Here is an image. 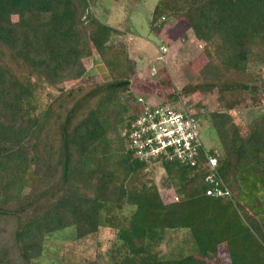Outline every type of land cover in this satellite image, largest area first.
<instances>
[{
    "label": "trees",
    "instance_id": "16d2710c",
    "mask_svg": "<svg viewBox=\"0 0 264 264\" xmlns=\"http://www.w3.org/2000/svg\"><path fill=\"white\" fill-rule=\"evenodd\" d=\"M99 1L0 0V264L39 262L47 237L68 228L76 240L115 232L107 257L83 264H220L223 244L231 264H264V203L241 202L247 177L264 188V114L244 129L230 113L264 64V0H158L150 22L159 36L163 17L186 19L204 43L202 88L228 108L211 113L223 157L210 155L229 198L207 195L209 168L137 155L134 124L156 108L131 91L137 63L111 44L119 32L92 11ZM95 54L113 77L76 85ZM155 164L177 201L163 200ZM182 229L195 254L162 258L166 233Z\"/></svg>",
    "mask_w": 264,
    "mask_h": 264
},
{
    "label": "rangeland",
    "instance_id": "374dc122",
    "mask_svg": "<svg viewBox=\"0 0 264 264\" xmlns=\"http://www.w3.org/2000/svg\"><path fill=\"white\" fill-rule=\"evenodd\" d=\"M157 2L121 0L116 3L114 0H100L92 11L104 24L118 30L119 34L112 37L111 44L137 63L136 75L131 79L133 94L152 106L161 105L162 102L198 115L204 145L215 150L222 158L223 149L210 119L211 113L227 111L228 108L219 103L218 89L202 88L201 69L207 63L204 43L194 37L186 19L165 16L161 19L164 27L159 36L153 33L150 22ZM162 45L168 48V53L160 59L158 50ZM83 63L89 73L76 85L100 83L113 77L112 71L98 54L94 58L84 59ZM250 71L255 78L249 84L241 106L230 110L235 121L244 129L254 117L264 114V64H254ZM185 88L194 91L185 94ZM150 171V177L159 188L163 200L166 203L177 201L175 189L166 188L163 184L167 178L165 170L155 164ZM241 185L244 191L242 203L252 204L255 199L264 203V188L257 182L255 184L253 177H247ZM28 191L25 189L23 195ZM261 213L258 218L263 220L264 206ZM115 237V232L105 228L85 239L76 240L74 229L68 228L49 235L41 260L32 264H83L98 255L106 258ZM194 249L193 237L188 229L170 230L158 248L164 259L195 254ZM226 249L225 244L220 246V264H231Z\"/></svg>",
    "mask_w": 264,
    "mask_h": 264
},
{
    "label": "built area",
    "instance_id": "2783aa9c",
    "mask_svg": "<svg viewBox=\"0 0 264 264\" xmlns=\"http://www.w3.org/2000/svg\"><path fill=\"white\" fill-rule=\"evenodd\" d=\"M166 47L161 48L162 55L167 53ZM163 58V57H161ZM155 111H145L134 124L130 134L132 146L137 150L139 158L150 164L160 154L166 155L170 161H177L183 165L209 168L206 181L215 185V189L207 191V195L229 198L230 190L216 188L223 185L221 179H215L214 173L218 159L210 155L201 133V124L198 118L186 110H178L171 105H154ZM125 136V134H124ZM149 147L145 152L143 150ZM204 155L207 162L200 163L198 158Z\"/></svg>",
    "mask_w": 264,
    "mask_h": 264
}]
</instances>
